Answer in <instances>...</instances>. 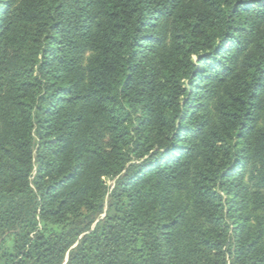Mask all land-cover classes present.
Instances as JSON below:
<instances>
[{"label":"trees","instance_id":"obj_1","mask_svg":"<svg viewBox=\"0 0 264 264\" xmlns=\"http://www.w3.org/2000/svg\"><path fill=\"white\" fill-rule=\"evenodd\" d=\"M0 264H264V0H0Z\"/></svg>","mask_w":264,"mask_h":264},{"label":"rangeland","instance_id":"obj_2","mask_svg":"<svg viewBox=\"0 0 264 264\" xmlns=\"http://www.w3.org/2000/svg\"><path fill=\"white\" fill-rule=\"evenodd\" d=\"M108 184H110V182H108Z\"/></svg>","mask_w":264,"mask_h":264}]
</instances>
